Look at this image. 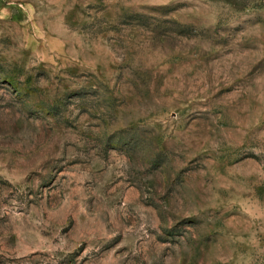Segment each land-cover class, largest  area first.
Masks as SVG:
<instances>
[{"label": "rangeland", "instance_id": "374dc122", "mask_svg": "<svg viewBox=\"0 0 264 264\" xmlns=\"http://www.w3.org/2000/svg\"><path fill=\"white\" fill-rule=\"evenodd\" d=\"M0 264H264V0H0Z\"/></svg>", "mask_w": 264, "mask_h": 264}]
</instances>
